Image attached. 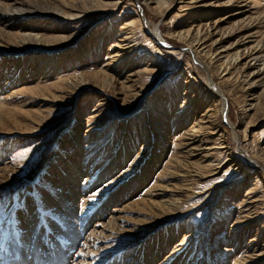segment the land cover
Returning a JSON list of instances; mask_svg holds the SVG:
<instances>
[{
  "label": "rangeland",
  "instance_id": "obj_1",
  "mask_svg": "<svg viewBox=\"0 0 264 264\" xmlns=\"http://www.w3.org/2000/svg\"><path fill=\"white\" fill-rule=\"evenodd\" d=\"M6 1L11 9L33 11L4 12L0 5V13H4L0 19V226H5L0 233L12 232L16 242L18 232L25 234L28 228L9 227L12 219L24 214L21 218L34 223L31 233L36 234L41 220L56 218L60 201L57 206L56 201H42L47 195L58 197L62 189L46 177L54 174L55 165L71 160L82 170L75 181L78 190L95 182L101 188L94 200L99 198L104 204L102 209V203L92 206L80 243L67 253L70 264H113L119 256L120 264H148L143 257L158 248H162L159 256L163 264H200L205 260L211 264H264V185L259 170L241 153L217 155L214 150L208 154L205 147L184 154L181 132L189 130L217 140L218 132L211 127L226 126V121L217 112L206 117L215 89L205 85V71L192 55L179 53L180 40L172 35L168 44L160 43L144 24H136L135 51L126 53L120 65H107L106 51L122 34L120 25L137 16L136 4L129 0L117 5L111 3L114 0H98L105 5L91 0ZM253 1L258 2L257 10L252 0H173L168 8L158 10L155 3L140 4L146 20H161L162 31L184 30L207 19L217 20L223 31L248 23L222 37L221 43L233 51L257 38L264 44V0ZM54 7L83 12L63 17ZM48 54L53 58L44 60L40 69L36 65L39 58ZM144 66L149 70L142 71ZM123 67L142 71L125 80L139 88L138 95L126 103L117 95L118 85L106 88L102 83L106 75L118 77L114 79L119 82L120 73H126ZM261 78L262 74L254 73L252 79L258 83L243 86L215 80L225 93L232 122L241 123L239 135L247 146L245 154L259 163L264 162L260 151L264 150ZM78 83L81 85L76 86ZM247 91L251 94L243 98ZM4 94L8 97L1 100ZM243 100L245 107L251 103L254 107L240 121ZM176 110L181 114L172 115ZM70 126L77 129L75 139L67 138ZM223 135L220 142L230 136L228 131ZM201 155L205 162L213 159L211 167L187 189L181 180L184 169L175 160L197 161ZM113 161L116 167L111 168ZM227 167L231 171L223 174ZM102 169V179L95 181L93 175ZM187 169L193 174L196 167ZM62 186L67 187L65 183ZM180 190L190 196L185 204L166 207ZM248 201L253 206L250 213H238ZM84 205L87 208L88 202ZM98 218L100 224L95 222ZM47 233L48 241L58 236L54 228ZM155 234L167 235L169 240L151 248L148 243ZM25 237L27 241L29 236ZM180 240L183 243L178 244Z\"/></svg>",
  "mask_w": 264,
  "mask_h": 264
},
{
  "label": "bare ground",
  "instance_id": "obj_2",
  "mask_svg": "<svg viewBox=\"0 0 264 264\" xmlns=\"http://www.w3.org/2000/svg\"><path fill=\"white\" fill-rule=\"evenodd\" d=\"M82 1H88V0H82ZM91 1H94L95 4L99 3L100 5H105V2L107 3L111 2L109 0H106L105 2L104 1L99 2L98 0H91ZM129 1L134 6L136 4L135 8H137L138 10L137 16L133 17L127 22H123L120 25L119 28L122 34L118 36V38L113 40L112 43H110V45H112L111 46L112 48H108L106 51L107 52L106 54L109 57L107 65H110L113 62L120 65L126 53H131L135 51L136 42H135L134 34H135L136 24H139V26L141 24H144L145 29L148 31V34H150L153 37V39L163 44H168L167 43L168 37L170 38L172 35H175L176 39H179L180 42L182 43L180 44L179 47H177L178 51L180 50L179 53L183 55L187 53L186 55L189 56L192 55L194 60H196L201 65L202 71L203 72L205 71L204 72L205 85L208 88L215 89V91L213 90L214 92L210 94L211 102L213 104L211 103L209 105L210 109L206 117L208 118L211 116H215L216 112L219 114L221 113L220 117H223L225 119L226 126L224 124L222 125L218 124L217 126L212 125L211 127L212 131L215 133L218 132V139L224 136L223 135L224 131H228L230 134L229 137H231L230 139L229 137H226L224 138V140L220 142L218 139L217 140L215 138L211 139V136H198V133L191 134L189 130H185L181 132V135H183L184 137L183 147L186 148L184 154H190L192 151H199V149L205 147L208 154L209 152L214 150L217 155L220 154L232 155V153H235L237 155L239 153L244 154L247 162L250 163L252 167L257 168L259 170V175H261V180L264 185V162L259 163L255 159L250 158L245 154V147L247 146L240 140V135H239L241 132V130H239L241 123L232 122L230 115L227 112L225 93L223 92L222 89H220V87L217 85V82L215 81V80L225 79L228 81H233L236 84H241V86H243L244 84L250 85L252 83H258L252 79V76L254 75V73L257 74L259 73L262 74V78H261L262 81L260 84L262 89H264L263 42H261L260 38H257L253 40V42H251L249 45L240 44L236 46V49H234L233 51H228L225 48L226 45L221 43L222 37L224 35H231L232 33L236 32V30L245 28L248 26V23H243L239 26L234 27L233 29H228L223 31L218 28L219 22H217V20L207 19L204 22L199 21L195 25L189 24V27H187L184 30L166 29L165 31H162L160 19L157 22H152L150 20L145 19L144 14H142L143 6H141L140 2L142 1L145 6L148 5V3H155V6L157 7L158 10L160 9V7H162L163 9L168 8L169 5H172L173 0H129ZM226 1L239 2V0H226ZM118 2H120V0H114L111 3H113V5H117ZM252 2H253L252 3L253 6L257 10L258 2L253 0ZM0 5H2L1 8L3 9L4 12L12 11L13 13H22L24 11H30V12L33 11L32 9L25 7L24 8L15 7L11 9L8 1L6 0L1 1ZM190 5L191 4H187L186 7H189ZM184 6L185 3L179 8H182ZM70 8L76 9L73 6H70ZM53 9H55L56 13H58L63 17L74 16L83 12V10H74L73 12L69 13L61 8L54 7ZM3 15L4 13H0V19L3 17ZM21 29L26 30V28L24 27H22ZM23 34L26 36L31 35V33L28 31H24ZM115 37L116 36H114L113 38ZM181 49H185V50L181 51ZM222 49L225 50L222 51ZM51 58H53V56L50 54H48L47 57L41 56L39 58L41 62L37 63L36 65H40V69H43L44 60H49ZM121 70L126 73L123 74L119 72L120 75H122V79L119 82L115 80L118 79V77H114L115 78L114 79L113 77L106 75L104 76V79H102V83L105 84L106 88H109L112 84L118 85L117 95H119V99L122 103H126L128 101H131L132 99L135 98L136 95H138L139 88H136L134 84H125L124 83L125 80L130 76L134 77L135 74L139 76L138 72L146 71L149 69H147L146 66H144L142 67V71L141 70L137 71V69L131 70V68L127 69L125 67H123ZM65 79L67 80L69 79V77H65ZM133 80H135V78ZM80 85L81 83H78L76 86H80ZM249 91H247L243 95V98L248 97L251 94ZM7 97H8L7 94H4L1 100ZM111 101H115V99L111 98ZM255 103L256 104L258 103V99L256 98H255ZM252 104L254 103H251V105ZM251 105L245 107V100L242 101L240 107L241 108L240 112L242 116L240 117V121L246 116L248 109L254 107V105L253 106ZM126 114L127 113H124V115ZM180 114L181 113L177 110L172 112V115L174 116ZM202 118L203 117L200 116L198 120L201 121ZM199 125H202V127H204V125L201 124V122L199 123ZM199 128H200L199 126L195 125V130L197 132H199ZM76 131L77 129H75L74 126L68 127L66 130L67 138L75 139ZM260 151L262 154H264L263 149H261ZM198 158L199 159L197 161H190L185 158L181 160H175L176 162L175 164H178L179 168L184 169L181 172L182 174H184L181 180L185 183L184 187H186L187 189L193 187L191 184H193V182H195L197 178L201 177L203 174L209 171L208 169L211 167L210 165L213 161V159L211 160L207 159L205 162L206 158H204V155H201ZM54 159L57 158L55 157ZM63 163L55 165L56 169L54 170V174L51 175L49 174L46 177L49 182L60 187L62 190L58 192L59 194L58 197L51 198L49 195H47L43 198L44 201H42L44 204H49L56 201V206L57 203L60 201V205L58 204V208L55 211L56 218H52L50 221H48L49 220L48 218L49 216H48L45 218V220H41L43 221L42 222L43 224L39 226L40 231L38 230L36 234H34L33 232L31 233V231H33L34 228L33 226L34 223L32 221L26 222L24 221V219L21 218L22 216H24V214L19 218L16 217L14 220L12 219L9 222L7 221L9 227L14 225L20 228L21 230L23 228H28V231L26 232L24 230L25 234L22 232H18V237L16 239V242H14L12 239L11 236L12 232L11 234L0 233V264H70V262L68 261L67 253H69V251L73 246L80 243L81 230L85 227L88 220L90 219V215H89L90 211L94 210L92 206L93 205L95 206V204L99 203L97 207H100L102 203L99 198L94 200L95 196H98V192L100 191L101 187L97 188L94 182L91 183L90 186L91 188L88 186L86 190L83 191L81 189L78 190L79 183H76L75 181H77V178L82 173V170L74 161L66 160ZM110 164H111V168L116 167L115 161L111 162ZM192 165L195 166L196 169L193 170L194 171L192 172L193 174H190L189 170L187 169V166H192ZM230 169H231L230 167L224 168L223 174L229 173V171H231ZM99 172H100L99 174H95L96 176L93 175V177L96 178L95 181H99V179H102L103 177L101 175L102 174L104 175L103 169L99 170ZM90 177H92L91 174L89 176L86 175L85 179L90 180ZM62 183H65L67 185L65 189L63 188ZM180 191L181 193L177 195L175 194L174 198H171L165 203L166 207L174 208L177 207L178 205L185 204V201L189 199L190 196L187 191L185 190L183 191L180 190ZM60 199H62V201L63 200L67 201V205L65 206L61 204ZM80 199H81V203L78 205L77 202ZM93 201L96 202L93 203ZM87 202H88V207L84 208L85 206L84 203ZM241 202H244V200H241ZM103 204L104 203H102L101 209L103 207ZM251 205H252L251 202L248 201L247 204H244L245 208H238V213L249 214L253 208V206ZM71 209L73 210V213ZM14 213H18V211L15 210ZM18 215H21V213H19ZM96 221L100 222V218L96 219L95 222ZM3 227L5 226H0V231L3 229ZM78 227L80 229H78ZM52 228H54L57 231L58 236H54L51 240L48 241L47 232ZM27 235L29 236V239L26 241L25 236ZM168 240L169 237L167 235L164 236L160 234H155L154 237L153 236L151 237V241L148 244L150 245L151 248L156 249L159 246L161 247L164 241L167 242ZM181 243H183L182 240L178 242V244ZM27 244H29L28 248H26ZM145 245L146 244L144 245L142 244V246H144V251L147 250ZM176 246H173V249H176L177 248ZM45 249H47L46 253L44 252ZM161 250L162 248H158L157 251L150 250L151 254H149L150 253L149 251L147 252L148 255L144 257L140 250L139 253L140 256L143 257V260L148 264H163L160 261V256H159ZM227 250L230 249L228 248ZM107 263L109 264V261ZM114 263L120 264V256L116 258V261ZM200 264H211V263L209 260H205Z\"/></svg>",
  "mask_w": 264,
  "mask_h": 264
}]
</instances>
